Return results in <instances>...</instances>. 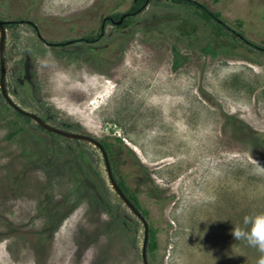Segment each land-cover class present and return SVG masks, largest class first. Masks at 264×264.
I'll return each instance as SVG.
<instances>
[{
  "label": "rangeland",
  "instance_id": "rangeland-1",
  "mask_svg": "<svg viewBox=\"0 0 264 264\" xmlns=\"http://www.w3.org/2000/svg\"><path fill=\"white\" fill-rule=\"evenodd\" d=\"M199 1L230 24L243 20L245 37L264 48V0ZM131 4L0 8L3 20H27L6 26L9 96L53 126L123 140L112 173L151 213L157 264H264V252L232 235L264 212V50L206 52L213 27L171 0H150L122 26L105 20ZM143 240L101 151L49 134L0 90V264H143Z\"/></svg>",
  "mask_w": 264,
  "mask_h": 264
},
{
  "label": "trees",
  "instance_id": "trees-1",
  "mask_svg": "<svg viewBox=\"0 0 264 264\" xmlns=\"http://www.w3.org/2000/svg\"><path fill=\"white\" fill-rule=\"evenodd\" d=\"M149 1L150 0H132L131 7L128 9L127 12L122 13V14L116 13V14L110 15L108 16V18H105V20L108 19L109 21L110 19H112V21H117L120 17H123V21L121 24L118 25L115 22H113L115 26H122L128 20V18L141 12L148 5ZM171 1H175V2H178V3H181L187 6L194 15H196L202 21L210 24L213 27L216 38L208 42V44L204 47V50L206 52H212L213 54H215V53H218L221 49L231 47L233 43L240 44V45L241 44L242 45L243 44L253 45L259 49L264 50V48L256 46L254 43H252L250 40H248L245 37L244 30H243V25H244L243 20L238 19L236 20L234 24H230L226 19L222 17L221 13L218 10L212 9L207 3L201 2L199 0H171ZM10 2L11 0H0V8L10 5ZM39 3H40V0H29V4L30 5L32 4V6H38ZM4 21H5V27H6L9 23H16V22L27 21V20H4ZM31 24L34 25L33 23ZM223 36H229L230 38H232V40H229V42L224 43L221 40ZM68 43H69L68 41H64V42L59 43L58 45H66ZM174 50L176 53V48ZM178 63H179V60L176 58L175 67H177ZM16 113L20 114L17 111ZM27 119H30V118L27 117ZM22 129L23 127L20 126L19 128L11 131L8 134V138L13 139L16 135H18L22 131ZM48 133L51 135H58V134H54L50 132ZM254 135L256 136L257 139L261 140V137L258 135L257 132H254ZM114 139H115V142L102 143L108 153V156L112 155L113 146H118L119 148H123L125 146L121 138L115 137ZM130 153L135 155L132 150H130ZM136 161L138 164H140L139 160H136ZM119 185L121 189L123 190V192L126 194V196L131 200V202H133V204L137 207V209L141 211L143 216L151 217L150 211H146L141 207V203H140L137 193L128 192L126 186L120 183ZM146 247H147V254L151 260V263L157 264L160 260V238L158 235V228L155 226H152V225L149 226V238H148Z\"/></svg>",
  "mask_w": 264,
  "mask_h": 264
},
{
  "label": "water",
  "instance_id": "water-1",
  "mask_svg": "<svg viewBox=\"0 0 264 264\" xmlns=\"http://www.w3.org/2000/svg\"><path fill=\"white\" fill-rule=\"evenodd\" d=\"M123 17L117 21V24H120L122 22ZM5 40H6V27H5V21L0 18V90L1 94L4 97V99L7 101V103L17 112L22 114L25 117H29L30 119L34 120L40 127H42L44 130L61 135L66 138L70 139H77V140H83L87 141L94 146H96L102 153L103 159L105 161V166L107 169V173L109 176V180L111 182V185L117 195L123 200V202L127 205V207L141 220L144 226V240H143V246H142V258H143V264H149L148 262V256H147V242L149 238V224L146 220V218L143 216L140 210L137 209V207L131 202V200L126 196V194L121 189L119 183L116 181L110 161L108 153L103 146V144L93 136L89 134H85L82 132H75V131H68L56 126H53L49 123H47L43 118H41L39 115L29 112L20 106H18L9 96L7 92V86H6V62H5Z\"/></svg>",
  "mask_w": 264,
  "mask_h": 264
},
{
  "label": "clouds",
  "instance_id": "clouds-1",
  "mask_svg": "<svg viewBox=\"0 0 264 264\" xmlns=\"http://www.w3.org/2000/svg\"><path fill=\"white\" fill-rule=\"evenodd\" d=\"M243 228L233 227L235 240L244 239L251 246L264 252V212L255 213L243 218Z\"/></svg>",
  "mask_w": 264,
  "mask_h": 264
},
{
  "label": "flooded vegetation",
  "instance_id": "flooded-vegetation-1",
  "mask_svg": "<svg viewBox=\"0 0 264 264\" xmlns=\"http://www.w3.org/2000/svg\"><path fill=\"white\" fill-rule=\"evenodd\" d=\"M107 18H108V17H107ZM121 18H122V17H120L117 21H119ZM106 20H108V19H106ZM117 21H112V19L109 20V22H112V23L115 22L116 24H117ZM122 21H123V19H122ZM121 23H122V22H121ZM121 23H120V24H121ZM113 24H114V23H113ZM118 25H119V24H118ZM73 41H74V40H73ZM68 42H71V41H68Z\"/></svg>",
  "mask_w": 264,
  "mask_h": 264
}]
</instances>
